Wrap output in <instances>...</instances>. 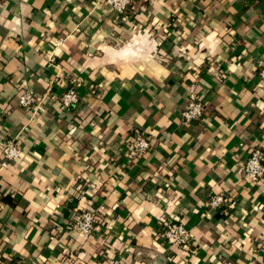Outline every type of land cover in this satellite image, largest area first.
Returning a JSON list of instances; mask_svg holds the SVG:
<instances>
[{
    "label": "crops",
    "instance_id": "1",
    "mask_svg": "<svg viewBox=\"0 0 264 264\" xmlns=\"http://www.w3.org/2000/svg\"><path fill=\"white\" fill-rule=\"evenodd\" d=\"M264 0H0V264H264ZM197 81L205 112L181 124ZM76 86L70 108L60 98ZM30 90L33 108L18 95ZM150 148L130 154L138 134ZM215 194L225 197L207 207ZM8 195L15 206L2 201ZM98 223L74 232L83 211ZM182 223L187 251L161 229Z\"/></svg>",
    "mask_w": 264,
    "mask_h": 264
},
{
    "label": "built area",
    "instance_id": "2",
    "mask_svg": "<svg viewBox=\"0 0 264 264\" xmlns=\"http://www.w3.org/2000/svg\"><path fill=\"white\" fill-rule=\"evenodd\" d=\"M109 9L117 13H125L133 4L134 0H100ZM257 75L264 82V63L257 66ZM197 81H191L187 88L186 105L180 115L181 124H190L199 120L204 112L205 106L202 101ZM76 86L68 88L60 98V104L64 108H70L79 101ZM18 104L22 108H33L36 105L34 92L25 90L18 95ZM130 154L140 156L150 148V137L144 134L135 136L130 144ZM21 155L20 148L16 141L6 140L0 145V168H6L9 162L16 161ZM244 178L249 182L256 183L264 177V152L259 148L250 151L245 163L242 166ZM225 197L215 194L208 200L207 207L217 209L225 203ZM98 223V217L92 211L81 212L72 223L74 232L89 236ZM161 241L170 252L187 251L192 246L193 235L182 223H171L161 229Z\"/></svg>",
    "mask_w": 264,
    "mask_h": 264
},
{
    "label": "trees",
    "instance_id": "3",
    "mask_svg": "<svg viewBox=\"0 0 264 264\" xmlns=\"http://www.w3.org/2000/svg\"><path fill=\"white\" fill-rule=\"evenodd\" d=\"M2 201L6 204H9L12 207L15 206L14 202L12 201V199L8 195L2 197Z\"/></svg>",
    "mask_w": 264,
    "mask_h": 264
}]
</instances>
